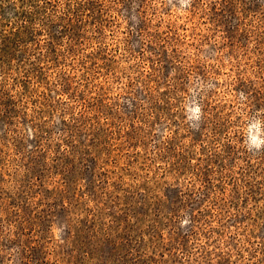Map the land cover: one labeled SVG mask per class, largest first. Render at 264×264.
Instances as JSON below:
<instances>
[{
	"label": "rangeland",
	"instance_id": "obj_1",
	"mask_svg": "<svg viewBox=\"0 0 264 264\" xmlns=\"http://www.w3.org/2000/svg\"><path fill=\"white\" fill-rule=\"evenodd\" d=\"M20 31L0 264H264V0H0Z\"/></svg>",
	"mask_w": 264,
	"mask_h": 264
},
{
	"label": "trees",
	"instance_id": "obj_2",
	"mask_svg": "<svg viewBox=\"0 0 264 264\" xmlns=\"http://www.w3.org/2000/svg\"><path fill=\"white\" fill-rule=\"evenodd\" d=\"M23 1H25V0H23ZM26 22H27L26 18H23V19H21V22H17L16 25H18L17 27L23 28V25H25ZM21 34H22V32L20 31L18 33H15L14 36L10 35L8 37H4L3 41L4 42H8V43L7 44L3 43L2 44L3 47L0 48V68H4L5 66L8 65L7 62H5V55H6V58L8 60L11 54H10V52H7V51L8 50L10 51L12 49V46H13V48L14 47H16V48L23 47L24 40H23ZM178 218H179V216H178ZM94 223H95V220H94ZM173 234L177 236V234L175 232H173ZM125 240H126L127 243H129V245H127V243L125 242L124 243L125 246L126 247L130 246V249H128L127 252L129 250L134 251V254H132L133 260L128 261V263H133V262L139 260L141 257H144V256H146L145 257L146 258L145 261L149 262L150 264L154 263V262H152V259L149 256H147L145 252H143V250L144 251H148V249H149V251L151 253H154L155 255L159 254V249L158 248H159L160 244H159L156 236L151 235V237H149L148 241H146L144 243V237L133 239V236L128 234V238L125 239ZM141 244L143 245V248H140ZM174 245L181 246L179 237H178V240H176V243ZM174 245L172 246V249H176V247ZM176 250H178V249H176ZM179 252H180V250H178V253ZM130 256H131V254H130ZM158 256L160 257V259L164 257V255H158ZM183 260H184V258H183Z\"/></svg>",
	"mask_w": 264,
	"mask_h": 264
},
{
	"label": "clouds",
	"instance_id": "obj_3",
	"mask_svg": "<svg viewBox=\"0 0 264 264\" xmlns=\"http://www.w3.org/2000/svg\"><path fill=\"white\" fill-rule=\"evenodd\" d=\"M185 2L188 3L189 0H185ZM252 142H253V144H255V146H256L257 148H259L260 145H261L262 143H264V141H258V140H256L255 137L252 138ZM185 223H186V221H185Z\"/></svg>",
	"mask_w": 264,
	"mask_h": 264
}]
</instances>
